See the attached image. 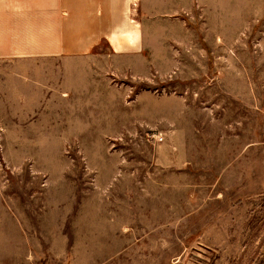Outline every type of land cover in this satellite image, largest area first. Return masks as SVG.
<instances>
[{"label": "rangeland", "instance_id": "rangeland-1", "mask_svg": "<svg viewBox=\"0 0 264 264\" xmlns=\"http://www.w3.org/2000/svg\"><path fill=\"white\" fill-rule=\"evenodd\" d=\"M171 2L144 56L0 60V264H264V0Z\"/></svg>", "mask_w": 264, "mask_h": 264}, {"label": "crops", "instance_id": "crops-1", "mask_svg": "<svg viewBox=\"0 0 264 264\" xmlns=\"http://www.w3.org/2000/svg\"><path fill=\"white\" fill-rule=\"evenodd\" d=\"M156 9L191 14L196 3L172 0ZM149 10V0H0V60L98 64L96 50L102 45L107 62L144 56Z\"/></svg>", "mask_w": 264, "mask_h": 264}, {"label": "built area", "instance_id": "built-area-1", "mask_svg": "<svg viewBox=\"0 0 264 264\" xmlns=\"http://www.w3.org/2000/svg\"><path fill=\"white\" fill-rule=\"evenodd\" d=\"M160 139H162V138H160Z\"/></svg>", "mask_w": 264, "mask_h": 264}]
</instances>
